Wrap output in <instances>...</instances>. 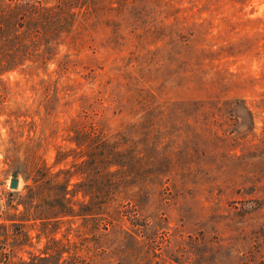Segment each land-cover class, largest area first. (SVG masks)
<instances>
[{"label":"rangeland","instance_id":"1","mask_svg":"<svg viewBox=\"0 0 264 264\" xmlns=\"http://www.w3.org/2000/svg\"><path fill=\"white\" fill-rule=\"evenodd\" d=\"M119 1L88 0L54 60L1 77L10 262L264 264V0ZM97 147L117 163L94 171ZM42 164L69 176L72 215L35 182ZM80 188L101 191L93 214Z\"/></svg>","mask_w":264,"mask_h":264},{"label":"trees","instance_id":"2","mask_svg":"<svg viewBox=\"0 0 264 264\" xmlns=\"http://www.w3.org/2000/svg\"><path fill=\"white\" fill-rule=\"evenodd\" d=\"M88 0H56L54 4H48L49 0H33L20 2L18 0H0V86L2 85L1 77L11 71L23 66L27 61L31 65H46L49 61L54 60L56 46L62 40V35L70 32L76 13L75 9L86 6ZM120 3V1L118 0ZM60 40V41H59ZM43 49L40 50V47ZM77 147H81L84 140L81 136L75 135L71 137ZM96 157L91 160L92 169L95 171L99 166L109 167L117 162L106 161V155L102 154L100 147L96 148ZM108 154V153H107ZM69 154L59 151L56 162L65 159ZM87 160L83 161L86 164ZM22 174L25 182L31 179L26 170H17ZM60 172H66L60 170ZM34 180L45 187H57V194H53L61 216L72 215L73 210L66 205H62L65 200V185L69 180V176L64 177V181L55 179V175L49 172L45 164L37 166L34 171ZM95 187H102V176L94 177ZM29 183H26L28 189ZM54 189V188H53ZM83 198L89 196L90 205H86L84 201L80 203V209L77 215L85 216L93 214V202L98 199V189L94 194L88 192L85 188H80ZM29 194V193H28ZM92 206V207H91ZM95 207V206H94ZM30 209L29 202L24 204V212L28 213ZM36 219H43L39 214L34 215ZM28 220V217L27 219ZM24 222V219L21 220ZM13 236L17 239L21 238V232H14ZM13 246L5 239H0V264H11L10 254ZM48 253V249L46 250ZM61 253V251H60ZM13 264V263H12ZM27 264V263H26Z\"/></svg>","mask_w":264,"mask_h":264},{"label":"water","instance_id":"3","mask_svg":"<svg viewBox=\"0 0 264 264\" xmlns=\"http://www.w3.org/2000/svg\"><path fill=\"white\" fill-rule=\"evenodd\" d=\"M19 185V179L17 177V173L14 174V177L11 179L10 187L16 189Z\"/></svg>","mask_w":264,"mask_h":264}]
</instances>
